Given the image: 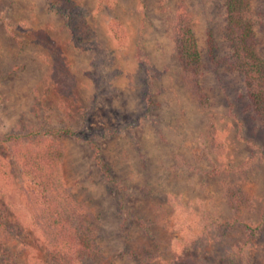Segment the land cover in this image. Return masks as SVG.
I'll use <instances>...</instances> for the list:
<instances>
[{
	"label": "rangeland",
	"instance_id": "1",
	"mask_svg": "<svg viewBox=\"0 0 264 264\" xmlns=\"http://www.w3.org/2000/svg\"><path fill=\"white\" fill-rule=\"evenodd\" d=\"M76 3L83 17L73 33L56 0H0L1 161L18 176L16 148L49 137L62 181L99 216L96 238L112 264H264V127L245 112L241 79L224 60L223 1ZM181 4L194 19L203 103L188 88L170 33ZM115 22L126 31L121 43L109 31ZM62 61L73 87L51 82ZM61 128L72 135L52 133ZM9 136L17 138L2 144ZM16 180L0 174V224L14 225L0 264H45L20 193L25 180ZM233 181L252 197L240 215L224 198V182ZM215 220L235 223L225 229Z\"/></svg>",
	"mask_w": 264,
	"mask_h": 264
},
{
	"label": "trees",
	"instance_id": "2",
	"mask_svg": "<svg viewBox=\"0 0 264 264\" xmlns=\"http://www.w3.org/2000/svg\"><path fill=\"white\" fill-rule=\"evenodd\" d=\"M222 1L223 39L227 48L224 60L230 71L241 79V87L247 101L245 112L264 127V56L259 50L260 42L254 9L260 1ZM53 8L57 15L66 18L68 28L74 33L73 24L77 18L83 17L76 0H56ZM109 31L116 42L121 43L127 38L126 31L119 23L110 24ZM170 33L175 42L177 59L185 73L188 88L203 103L206 97L203 93L201 79L203 70L194 19L183 4L175 9ZM138 59L139 65L143 66L139 56ZM63 66V61L61 64H53L51 82L58 84L61 83L60 78H63L62 83L69 88L73 87L75 79L69 71L63 69ZM149 95L148 90L144 98H148ZM52 133L71 136L73 132L68 128H61L53 129ZM16 138L17 136H9L1 140V143ZM43 138L38 139L31 146L16 148L14 155L15 165L19 167L18 176L12 175L8 170L9 166L1 159L0 174L4 175L7 181L14 182L17 181L16 178L25 180L20 193L30 212L33 225L41 236L45 264H86V261L89 264H112L96 238L95 231L98 229L99 216L93 214L88 206L79 201L66 187L60 177L58 166L60 162L58 156L61 158V155L57 152L54 143L48 140L49 137ZM211 139L213 147L217 149L218 138L215 136ZM94 159L98 166L103 165L99 152L95 154ZM223 187L224 198L230 211L240 215L251 208L252 197L243 188L242 182H224ZM215 222L225 229L232 228L235 223V221L219 222L218 220ZM242 224L252 232L258 229L246 222ZM13 230V223L0 224V254L7 251L11 241L8 233ZM10 236L14 237L13 234Z\"/></svg>",
	"mask_w": 264,
	"mask_h": 264
}]
</instances>
